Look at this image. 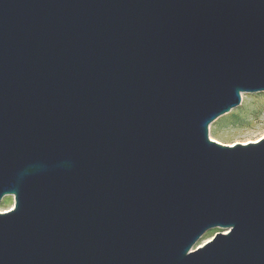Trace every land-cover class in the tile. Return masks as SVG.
<instances>
[{"label":"water","instance_id":"95a60500","mask_svg":"<svg viewBox=\"0 0 264 264\" xmlns=\"http://www.w3.org/2000/svg\"><path fill=\"white\" fill-rule=\"evenodd\" d=\"M262 91L264 0H0V264H264Z\"/></svg>","mask_w":264,"mask_h":264},{"label":"rangeland","instance_id":"374dc122","mask_svg":"<svg viewBox=\"0 0 264 264\" xmlns=\"http://www.w3.org/2000/svg\"><path fill=\"white\" fill-rule=\"evenodd\" d=\"M242 94H244L243 102L241 100L237 107L221 115L209 125V135L214 139L222 143L227 141L245 144L258 141L264 135V91ZM206 233L207 241H210L215 234L224 233V231L221 228H214L205 232L204 235Z\"/></svg>","mask_w":264,"mask_h":264},{"label":"bare ground","instance_id":"6f19581e","mask_svg":"<svg viewBox=\"0 0 264 264\" xmlns=\"http://www.w3.org/2000/svg\"><path fill=\"white\" fill-rule=\"evenodd\" d=\"M241 100H242V102H243V100H244V94H241ZM209 137H210V139L211 140H214V141H216V142H218V143H222V142H220V141H218V140H216V139H214L211 135H209ZM264 137V135L262 136V138ZM255 142H257V141H255ZM222 144H225V145H229V146H232V145H235V143H228L227 141H226V143H222ZM245 144H247V143H245ZM13 207H14V200H13V197H11V196H7V197H4L2 200H1V202H0V213H4V212H8V211H10L11 209H13ZM224 231V233L226 232V230H223ZM208 241H207V233L205 234V235H203L199 240H198V242L194 245V248L193 249H195V248H198V247H201V246H203L205 243H207Z\"/></svg>","mask_w":264,"mask_h":264}]
</instances>
